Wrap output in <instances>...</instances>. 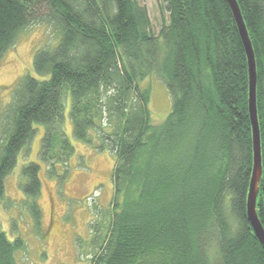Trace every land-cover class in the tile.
Masks as SVG:
<instances>
[{"label":"trees","instance_id":"obj_1","mask_svg":"<svg viewBox=\"0 0 264 264\" xmlns=\"http://www.w3.org/2000/svg\"><path fill=\"white\" fill-rule=\"evenodd\" d=\"M39 1L48 14L37 18ZM236 2L255 58L256 212L264 229V0ZM166 11L168 23L153 37L133 0H0V58L30 26L46 23L58 35L54 49L34 55L42 80L26 74L0 112V203L35 125L44 126L50 147L65 91L74 138L115 157L111 217L92 239L98 250L89 264H264L245 214L252 134L247 60L233 16L225 0H167ZM152 75L171 98L162 123L140 85ZM60 139L70 155L73 147ZM38 168H23V190L34 199ZM22 248L0 231V264H15Z\"/></svg>","mask_w":264,"mask_h":264},{"label":"rangeland","instance_id":"obj_2","mask_svg":"<svg viewBox=\"0 0 264 264\" xmlns=\"http://www.w3.org/2000/svg\"><path fill=\"white\" fill-rule=\"evenodd\" d=\"M133 1L146 12L149 34L158 37L162 26L168 23L167 0ZM47 14L46 3L35 4V17ZM57 43L56 31L46 23L18 34L0 58V112L9 109L14 90L26 74L42 80L32 70L34 55L41 49H54ZM140 85L149 91L153 120L162 123L171 109L166 85L154 75ZM61 99L63 119L53 127L50 147L42 141L44 126L35 125L28 146L19 153L15 167L4 180L0 231L9 242L23 245L14 253L15 264H89L98 250L95 245L92 247L93 242L101 238L111 217L115 157L108 150H97L95 141L87 144L74 138L70 97L62 91ZM60 137L73 147L70 155L63 150ZM30 164L39 167L40 191L36 199L23 190L27 183L23 168Z\"/></svg>","mask_w":264,"mask_h":264},{"label":"water","instance_id":"obj_3","mask_svg":"<svg viewBox=\"0 0 264 264\" xmlns=\"http://www.w3.org/2000/svg\"><path fill=\"white\" fill-rule=\"evenodd\" d=\"M234 22L237 27L238 35L241 40L246 60H247V71H248V113L251 125L252 134V170L246 195V209L245 214L248 223L258 239L259 243L264 249V229L258 219L256 212V199L259 190V181L262 175V164H261V146H260V135L259 125L257 117L256 107V68L255 58L253 49L251 46L248 33L243 22L238 4L236 0H225Z\"/></svg>","mask_w":264,"mask_h":264}]
</instances>
